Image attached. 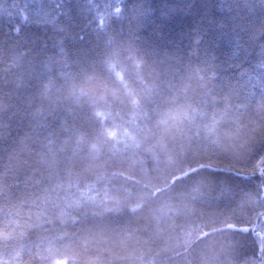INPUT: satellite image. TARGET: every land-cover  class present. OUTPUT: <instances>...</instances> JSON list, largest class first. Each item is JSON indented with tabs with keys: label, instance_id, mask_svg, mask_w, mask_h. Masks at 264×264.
<instances>
[{
	"label": "trees",
	"instance_id": "obj_1",
	"mask_svg": "<svg viewBox=\"0 0 264 264\" xmlns=\"http://www.w3.org/2000/svg\"><path fill=\"white\" fill-rule=\"evenodd\" d=\"M0 264H264V0H0Z\"/></svg>",
	"mask_w": 264,
	"mask_h": 264
}]
</instances>
